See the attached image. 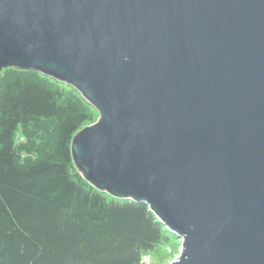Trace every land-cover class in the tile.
I'll list each match as a JSON object with an SVG mask.
<instances>
[{
  "label": "water",
  "instance_id": "1",
  "mask_svg": "<svg viewBox=\"0 0 264 264\" xmlns=\"http://www.w3.org/2000/svg\"><path fill=\"white\" fill-rule=\"evenodd\" d=\"M7 68L98 112L74 165L181 239L169 264H264V0H0Z\"/></svg>",
  "mask_w": 264,
  "mask_h": 264
},
{
  "label": "trees",
  "instance_id": "2",
  "mask_svg": "<svg viewBox=\"0 0 264 264\" xmlns=\"http://www.w3.org/2000/svg\"><path fill=\"white\" fill-rule=\"evenodd\" d=\"M9 70L0 77V264H140L167 230L145 203L112 198L76 169L71 140L88 103L42 74ZM44 120L52 130L37 147L29 128ZM19 129L29 140L17 145Z\"/></svg>",
  "mask_w": 264,
  "mask_h": 264
},
{
  "label": "rangeland",
  "instance_id": "3",
  "mask_svg": "<svg viewBox=\"0 0 264 264\" xmlns=\"http://www.w3.org/2000/svg\"><path fill=\"white\" fill-rule=\"evenodd\" d=\"M9 69L10 68L3 70V73H0V77L3 74L12 73L13 70H9ZM33 72H28V73L34 74ZM38 77L46 80L54 89H58V90L60 89L61 92H63L66 96H71L73 94H76V96L80 95L71 86H68L63 83H59L53 79H47L43 77V75L42 76L38 75ZM85 106L87 112L89 113L90 118L82 125L81 128L93 124L99 118L98 112L91 105L85 103ZM35 127L36 126L34 125L33 126L30 125L29 129L34 132L32 142H34L35 145L38 147L41 146V144H45L47 142L48 135L52 130V124L50 122L47 123V121L44 120L38 126L39 129ZM35 129H37L36 130L37 133H35L34 131ZM28 140L29 137L27 136V134H25V132L22 129H19L16 134L17 145L27 142ZM21 154L23 157L35 155V153L33 152H25V151H23ZM181 249H182L181 239L178 238L175 234H172L171 232L167 231L165 237L159 242L156 249L152 252H148L143 255L140 264H169L170 262H172L173 260L179 257Z\"/></svg>",
  "mask_w": 264,
  "mask_h": 264
}]
</instances>
